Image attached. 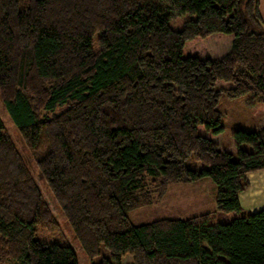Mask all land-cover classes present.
<instances>
[{"label": "trees", "instance_id": "trees-1", "mask_svg": "<svg viewBox=\"0 0 264 264\" xmlns=\"http://www.w3.org/2000/svg\"><path fill=\"white\" fill-rule=\"evenodd\" d=\"M248 95L262 126L226 147L220 100ZM0 98V264H81L37 239L62 230L51 201L89 264H264V209L240 202L264 172L259 0H0ZM207 179L215 211L130 221Z\"/></svg>", "mask_w": 264, "mask_h": 264}, {"label": "rangeland", "instance_id": "rangeland-1", "mask_svg": "<svg viewBox=\"0 0 264 264\" xmlns=\"http://www.w3.org/2000/svg\"><path fill=\"white\" fill-rule=\"evenodd\" d=\"M260 1L261 13L264 15V0ZM217 36H211L210 39H213ZM215 39V38H214ZM213 41V40H212ZM211 43V42H210ZM210 48L212 44H208ZM214 49H224L227 45V41L224 40H214ZM94 50L97 51L101 47L97 37L93 41ZM192 55H198L195 53H190ZM250 96H244L238 99L230 100L226 97H222L219 104V110L222 112L228 113L227 122L225 124L224 132L221 136V142L224 146L229 147L232 143V135L236 130H253L254 126L259 123V119L262 114H260L257 107L250 106L247 104V99ZM0 114L7 124L9 131L12 135L15 136V127L11 120L8 117L6 109L0 98ZM248 150H251L250 147L243 146ZM28 163L31 161L28 159ZM33 167V166H32ZM261 198H264V192H261ZM246 196L241 198L243 204H245ZM51 209L58 218L62 230L57 233H50L46 230H39L37 239L46 244L60 243L63 245L73 244L80 260L81 264H89V261L82 253L81 248L76 244V241L73 239V233L71 229L67 226L64 217L61 214L58 206L51 201ZM215 186L209 180H203L199 183H192L187 185H172L169 188L166 198L158 205L152 207L138 209L129 213L128 217L134 225H141L150 223L159 219H188L190 217L200 215L206 212L215 211ZM244 214H248L247 211ZM226 217L223 213H218L215 217L224 218ZM103 256H109V251L102 247V255L94 260V263L100 261ZM131 256H126L123 259V264H131ZM13 264V263H12Z\"/></svg>", "mask_w": 264, "mask_h": 264}, {"label": "crops", "instance_id": "crops-1", "mask_svg": "<svg viewBox=\"0 0 264 264\" xmlns=\"http://www.w3.org/2000/svg\"><path fill=\"white\" fill-rule=\"evenodd\" d=\"M263 18L264 15L262 14ZM262 124L257 123L254 128L261 127ZM250 189L240 195L241 206L247 213H255L264 209V198H261V192H264V172L250 174ZM246 196L245 204L241 198ZM15 264V263H13Z\"/></svg>", "mask_w": 264, "mask_h": 264}]
</instances>
